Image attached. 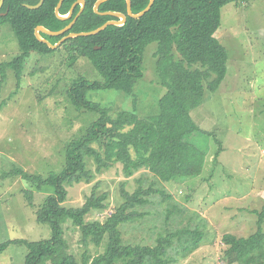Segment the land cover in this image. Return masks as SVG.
Wrapping results in <instances>:
<instances>
[{
	"label": "rangeland",
	"instance_id": "rangeland-1",
	"mask_svg": "<svg viewBox=\"0 0 264 264\" xmlns=\"http://www.w3.org/2000/svg\"><path fill=\"white\" fill-rule=\"evenodd\" d=\"M215 36L228 50L227 75L220 87L207 90L200 105L191 111L200 129L188 138L206 154L202 174L161 183L173 199L163 200L156 194L150 204L139 207L150 213L120 225L126 243L149 245L156 244L159 232L167 234L159 227L167 206L182 219L172 225L174 229H183L184 224L191 229L198 226L203 231L198 248L185 257L177 242L169 252V264H247L252 251L241 247L227 256L230 245L224 236L248 237L256 232L259 215L255 211L264 207V0H233L223 6ZM58 48L45 55L31 53L19 86L15 70L6 69L0 94V175L15 166L45 177L60 172L66 144L85 134L99 117L98 112L77 109L67 90L79 77L102 80V76L89 58L71 64L68 49ZM156 49L157 43H151L145 50L144 75L137 81L134 95L99 89L89 92V98L109 107L113 115L121 110L135 111L140 121L156 124L159 99L166 92L156 71ZM20 52L11 24H2L0 65ZM136 126L128 124L121 131L131 133ZM131 153L138 157L133 149ZM90 167L95 169L92 160ZM121 168L116 164L96 174L91 183L69 186L64 205L81 206L97 185L98 193H109L108 208L91 211L87 220L103 221L123 203L122 183L133 193L141 185L140 178L144 188L155 179L146 169L127 178ZM27 190L33 192L34 205L29 204ZM48 193L21 176L1 179L0 243L51 237L49 224L37 220V210ZM65 238L70 252L81 260L86 248L71 220L65 224ZM104 249V245H89L87 250L92 260ZM26 254L25 245L12 244L0 252V264H24Z\"/></svg>",
	"mask_w": 264,
	"mask_h": 264
},
{
	"label": "trees",
	"instance_id": "trees-1",
	"mask_svg": "<svg viewBox=\"0 0 264 264\" xmlns=\"http://www.w3.org/2000/svg\"><path fill=\"white\" fill-rule=\"evenodd\" d=\"M39 1L5 0L0 9V34L2 24L9 22L21 49L12 61L0 65V94L7 79V68L15 70L19 86L24 63L31 53L45 55L59 50L40 41L35 35V28L41 25L52 31L60 30L81 10V5L77 4L70 17L61 19L55 11L60 0H45L37 9L26 6V3L35 5ZM76 1L64 0L60 14L67 15ZM85 1V7L70 31H90L108 20L117 19L109 14L96 13L94 4L97 0ZM231 1L155 0L141 18L128 16L123 25L112 24L98 34L77 36L62 44L70 53L71 64L87 57L102 76V80L79 77L67 90L77 109L98 112L99 117L85 134L66 144L65 164L60 172H52L45 177L15 166L0 175V181L21 176L32 186L49 191L37 210V220L49 224L51 228L48 239H9L0 243V252L12 244L25 245L27 254L24 264H169V252L177 242L185 257L198 248L203 231L198 226L191 229L188 224H184L183 229H174L172 225L181 223L182 219L180 215L179 218L175 216L176 210L169 206L161 212L163 218L159 224L167 234L159 232L154 245L126 243L120 225L150 213L149 210L141 211L139 207L150 204L156 194L163 200L173 199L161 183L202 174L206 154L188 141L200 129L191 117V111L200 105L205 92L217 90L227 75L228 50L215 33L221 24L222 7ZM149 2L132 0L133 12H140ZM99 10L127 13V1L107 0ZM41 35L52 43L62 37ZM151 43H157L156 71L161 85L166 88L159 99L156 124L140 121L135 111L121 110L113 115L109 107L89 98V92L99 89H116L134 95L136 83L144 75L145 50ZM135 123L137 126L133 132L121 131L123 126ZM96 143L98 148L94 145ZM131 149L138 157H133ZM219 154L220 150L216 156ZM91 160L95 169L90 167ZM116 164L122 165V172L127 178L146 169L155 179L144 188L140 178L141 185L133 193L127 191L125 183H122L124 201L103 221L87 220L91 211L108 208L109 193H98L97 185L81 206L64 205L69 196V186L91 183L96 174ZM26 193L29 204L34 205L33 192L27 190ZM255 212L259 215L257 231L239 238L226 234L224 240L230 245L226 255L248 247L253 254L247 264H264V207L262 211ZM68 220L80 230V242L86 248L81 260L70 252L65 238ZM89 245H104L105 249L91 260L87 250Z\"/></svg>",
	"mask_w": 264,
	"mask_h": 264
},
{
	"label": "water",
	"instance_id": "water-1",
	"mask_svg": "<svg viewBox=\"0 0 264 264\" xmlns=\"http://www.w3.org/2000/svg\"><path fill=\"white\" fill-rule=\"evenodd\" d=\"M45 0H40L37 4L35 5H30L26 3V6H28L29 8L32 9H37L39 7H41L43 5ZM107 0H97L94 4V10L96 13H100V14H109L112 16L117 17V19H111L106 21L103 25L90 30V31H81V32H73L70 31L71 28L73 27V25L75 24L76 20L78 19V17L81 15L85 5H86V1L85 0H77L75 3H73L70 12L67 15H61L59 10L61 5L63 4L64 0H60L58 5L56 6V15L61 18V19H66L68 17H70L75 10V7L77 4L81 5V10L76 14V16L73 18V20L64 28L60 29V30H56V31H52L47 29L44 26H37L35 28V35L36 37L42 41L45 42L49 45L50 48L52 49H56L59 46H61L65 41H67L70 38H74L77 36H88V35H95L100 33L102 30H104L107 26L109 25H123L126 23L128 16L134 17V18H141L144 14H146L151 7L153 6L155 0H150L149 4L140 12L138 13H134L132 10V0H126L127 1V13L121 12V11H106V12H101L99 10L100 5L105 2ZM5 0H0V9L3 7ZM41 33H45L47 35H51V36H62L60 40H58L56 43H52L50 42L48 39L44 38ZM99 48V47H96Z\"/></svg>",
	"mask_w": 264,
	"mask_h": 264
}]
</instances>
